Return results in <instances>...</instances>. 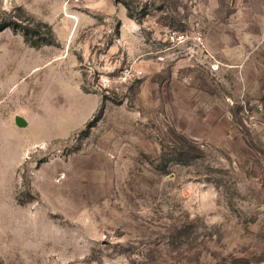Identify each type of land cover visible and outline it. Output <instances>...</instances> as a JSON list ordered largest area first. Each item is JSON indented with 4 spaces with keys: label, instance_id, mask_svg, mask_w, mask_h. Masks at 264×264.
I'll list each match as a JSON object with an SVG mask.
<instances>
[{
    "label": "rangeland",
    "instance_id": "rangeland-1",
    "mask_svg": "<svg viewBox=\"0 0 264 264\" xmlns=\"http://www.w3.org/2000/svg\"><path fill=\"white\" fill-rule=\"evenodd\" d=\"M10 18L55 41L0 32V264H264V0H0Z\"/></svg>",
    "mask_w": 264,
    "mask_h": 264
},
{
    "label": "trees",
    "instance_id": "trees-1",
    "mask_svg": "<svg viewBox=\"0 0 264 264\" xmlns=\"http://www.w3.org/2000/svg\"><path fill=\"white\" fill-rule=\"evenodd\" d=\"M9 26L12 27L13 29L21 28L23 31L25 42H27L32 47L39 48L44 44H51L54 43L55 41L51 26L41 21L23 24L17 18H10L7 21H0V32ZM42 26L45 27V30L42 29L43 28ZM233 264H247V263L235 262Z\"/></svg>",
    "mask_w": 264,
    "mask_h": 264
},
{
    "label": "built area",
    "instance_id": "built-area-1",
    "mask_svg": "<svg viewBox=\"0 0 264 264\" xmlns=\"http://www.w3.org/2000/svg\"><path fill=\"white\" fill-rule=\"evenodd\" d=\"M183 38L184 34H176V33H172L171 34V39H175L177 38V40H179V37ZM121 74L124 78H128V77H137L140 76L142 74V71L140 69L135 68L134 66H126L122 69ZM247 114H248V110H247ZM248 119L245 120L246 124L249 127H255L257 125V122L254 118V115H247Z\"/></svg>",
    "mask_w": 264,
    "mask_h": 264
},
{
    "label": "crops",
    "instance_id": "crops-1",
    "mask_svg": "<svg viewBox=\"0 0 264 264\" xmlns=\"http://www.w3.org/2000/svg\"><path fill=\"white\" fill-rule=\"evenodd\" d=\"M54 58H57V55H54ZM62 58V57H61ZM53 58H50L48 61H51ZM62 59H66L67 60V58H62ZM77 79H79L78 81V86L80 87V89L82 90V92H83V87H81V83H82V77H81V73H80V71H79V73L77 72ZM1 97V96H0ZM3 104V101H1L0 102V106ZM1 108V107H0ZM23 111V110H22ZM21 111V112H22ZM19 121L20 122H22L23 123V125H21L20 123H19ZM16 122H17V124H18V126H26L28 123H27V120L26 119H24L23 117H21V116H18V118H17V120H16Z\"/></svg>",
    "mask_w": 264,
    "mask_h": 264
},
{
    "label": "water",
    "instance_id": "water-1",
    "mask_svg": "<svg viewBox=\"0 0 264 264\" xmlns=\"http://www.w3.org/2000/svg\"><path fill=\"white\" fill-rule=\"evenodd\" d=\"M19 123H20L21 125H23V123H22V122H20V121H19Z\"/></svg>",
    "mask_w": 264,
    "mask_h": 264
}]
</instances>
